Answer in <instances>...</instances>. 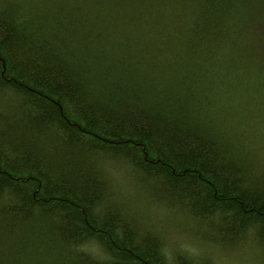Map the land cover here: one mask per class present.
I'll return each instance as SVG.
<instances>
[{
    "label": "trees",
    "instance_id": "trees-1",
    "mask_svg": "<svg viewBox=\"0 0 264 264\" xmlns=\"http://www.w3.org/2000/svg\"><path fill=\"white\" fill-rule=\"evenodd\" d=\"M254 36L264 0H0V264H213L168 255L106 164L212 246L264 253L256 139L222 132L264 96Z\"/></svg>",
    "mask_w": 264,
    "mask_h": 264
},
{
    "label": "rangeland",
    "instance_id": "rangeland-1",
    "mask_svg": "<svg viewBox=\"0 0 264 264\" xmlns=\"http://www.w3.org/2000/svg\"><path fill=\"white\" fill-rule=\"evenodd\" d=\"M259 124H253L254 129L261 134L262 122H264V118L261 116ZM258 132L255 131L256 138V146L258 151L261 154V158L264 159V137L259 138L260 136ZM254 136V137H255ZM119 188L120 193H131L135 197L137 193L141 192L139 187L136 186V182L130 176L126 174L119 179ZM138 195V194H137ZM141 193L138 195L140 198ZM133 208V207H132ZM136 211H140L143 215V211L149 215L151 213L150 208H135ZM163 209V208H161ZM157 208L156 211L153 212V216L155 217V228L159 229L164 236L166 237V243L169 249L172 251L182 250L185 251L189 255H193L197 260L208 261V256L210 260L214 262V264H261V253H255L250 251L249 247L243 244H239L229 248H216L209 246L208 248L199 250L197 247L199 240L196 238V234H194V226L190 223L185 216L180 212H173L167 209ZM153 223V222H151ZM249 248V249H248ZM253 250V249H252ZM172 251V252H173ZM207 252V253H206ZM206 254L205 257L199 258L200 255Z\"/></svg>",
    "mask_w": 264,
    "mask_h": 264
},
{
    "label": "bare ground",
    "instance_id": "bare-ground-1",
    "mask_svg": "<svg viewBox=\"0 0 264 264\" xmlns=\"http://www.w3.org/2000/svg\"><path fill=\"white\" fill-rule=\"evenodd\" d=\"M258 37L254 36L251 38V41L253 40L255 42V40H257ZM259 41L264 43V38H258ZM251 45V44H250ZM262 96H255L252 97L253 99V103H249L252 99L247 101V107H248V112L241 117V122L242 124L239 125H235V123L233 122H228L225 126H223V130L222 132L224 134H226L227 138L231 137L232 140H240V135L238 133V130H240L241 132H243V139L247 138H251V139H256L257 136L255 131L258 132L256 130V127L254 129V125L253 124H259L260 123V118L261 116L264 118V96L263 98ZM260 99L262 100V105L258 106V102L260 101ZM249 103V104H248ZM236 108H233V111L236 112L235 110ZM222 120L218 119V125H222ZM253 123V124H252ZM263 125V126H262ZM261 134L258 132V134L260 135L258 137L259 138H263L264 137V122L261 123ZM255 134V135H254ZM255 136V137H254ZM257 142V141H256ZM259 162H260V168L262 171H264V159H262L261 157H259ZM121 167V168H119ZM130 176L129 173L126 170V167L122 166L121 164H106L104 166V171H103V175L104 178L106 180V182H108L109 187L111 188V192H114V196L116 197L117 201L120 203V207H124V208H150L151 213L147 216L145 215L146 213L143 211V215L141 214L140 211H138V214L133 211V213L135 214L137 220L140 222H143L147 227H149L151 230L158 232L163 239H166V237L164 236V234L159 231V229L155 228V217L153 216V212L157 210V208H159L161 210V208L158 206L154 201H152L148 195L145 193V191L140 190L141 192L137 193L138 195L141 193L140 198H138V195L136 194L137 197H135L133 194L131 193H120V186H119V179H121L124 175ZM131 177V176H130ZM137 186V185H136ZM138 187V186H137ZM153 222V223H151ZM194 234H196V238L199 240V243L197 244L198 248L200 251H202V249L208 248L209 246H212V244L207 243L206 241L201 239V236L204 232V230L201 227H194ZM199 235V236H198ZM243 245H246L247 247H249L248 249L250 251H253L255 253L254 250H256L257 252L261 253V264L263 263V259H264V253L262 251V247L255 241V240H246L245 242H243ZM212 247H216V248H227V247H219V246H212ZM253 249V250H252ZM172 251L168 250V255L171 254ZM207 253V252H206ZM187 254V253H186ZM188 256V255H187ZM206 254H202L199 256V258L205 257ZM209 257V256H208ZM203 259V258H202ZM213 262V261H211ZM214 264V262H213Z\"/></svg>",
    "mask_w": 264,
    "mask_h": 264
}]
</instances>
